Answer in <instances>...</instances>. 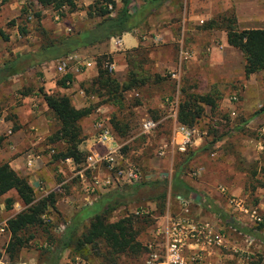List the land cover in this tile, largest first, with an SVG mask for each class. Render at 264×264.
<instances>
[{"label":"rangeland","instance_id":"374dc122","mask_svg":"<svg viewBox=\"0 0 264 264\" xmlns=\"http://www.w3.org/2000/svg\"><path fill=\"white\" fill-rule=\"evenodd\" d=\"M104 1L107 0H80L76 1L75 9L72 11L67 8L57 11L50 7L41 8L32 0H23L19 12L16 13L17 16L11 17L5 12L4 5L8 0H0V31L6 37V40L0 39V64L11 56L25 54L20 53L21 45L34 51L48 39H58L67 34H75L93 28L100 21L95 9ZM110 1L114 3V6L110 3L103 4V6L110 15H114L122 5L120 0ZM146 1L131 0L128 11L131 13L139 10ZM200 1L167 0L151 12H140L144 20L136 27L135 32L141 31L147 39L143 40V44L137 50L125 53L122 82L127 79L129 71L149 79L144 85L122 93L123 103L125 106H129L128 110H125L123 106L104 105L108 115L114 114L116 117L123 115L129 120V131L118 143L119 158L117 160L121 165L135 167L141 175L140 183L167 181L164 213L168 211L172 218L180 215L181 202L174 197L173 193H170L168 183L174 174L178 173L180 180L187 187L188 182L192 180L195 182L203 180V183H213L212 187L215 186V188L220 185L228 190V195L238 197L236 199L233 196H228L229 198L234 200L240 198L242 207L248 211L247 214L239 213L232 207H229L227 211L221 210L238 223L256 229L264 237V111L252 118L260 109H264V103L255 104L252 110L244 107V105L249 106L250 104V101L243 98L244 79L224 82V76L217 72L218 68H215L223 63L220 55H224L226 52L219 50L220 52L215 53L211 50L210 39L214 34L209 31L220 32L221 30L205 29L203 26L210 20L221 16L235 18L233 6L230 4L231 0H223L224 3L219 4V8L222 7L223 11L217 12L202 23H198V20L188 21L192 14L203 15L202 12L209 7H212V11L216 12L214 4L201 5ZM19 29H23L24 33H20ZM164 29H171L170 36H161L156 40L150 38L151 30H159L160 33H163ZM14 30L18 31L20 38L14 36ZM217 34L218 38L219 33ZM14 42L16 46L13 47ZM180 50L186 51L190 57L180 63L178 87H176L175 82L170 78V73L177 70ZM30 51L28 50L26 53ZM128 55L135 65L127 64L126 57ZM202 60L205 61L206 66L199 65V61ZM72 65L70 63L68 67ZM37 69L36 66L22 73L21 77H26L25 84H29V86H22L18 90H14L11 98L8 92V80L0 85V118L3 115L4 120L13 121L16 118L13 110L22 106L24 96L36 95L39 97L37 101L32 102L34 106L29 104V110L38 111L40 109V113L43 114L49 134L42 144L45 142L52 144L50 148L54 152L48 154V150L43 149L38 154H48V158L40 161L35 171L33 169V172H29L26 176L17 174L26 178L27 181L31 180V176L36 172L46 174L47 180L53 186L51 192L54 189L56 191L57 187H60V192H56L54 209L45 212L42 216L43 222L39 227L30 228L24 233L22 238H26L28 241L15 253L8 254L6 252L9 235L0 233L1 264H49L50 251L54 250L63 233L61 225L63 227L68 225L70 218L87 205V202L82 200L80 178L77 174L84 170L86 152L82 151L84 156L81 162H73L75 165L70 167V164L64 163V160L53 159V156L61 150L63 145L61 142L48 139L57 130L58 124L52 114L43 107L42 95H59L60 93L58 89L55 91L49 89L48 92L45 90L42 86V75ZM200 79H204V87L201 86ZM210 92L215 99L216 108L212 113L208 107H203L202 117L193 127L196 131L195 136L200 139L197 144L199 149L196 148L197 152L185 162L183 160L195 150V147H190L182 154L172 153L162 158L158 157V148L169 142L173 124L176 123V110L173 118L170 103L176 101L178 104L185 96L205 95ZM233 94L236 95L235 101L231 100ZM93 99L87 98L86 103L87 101L93 104L98 103L97 98ZM135 101L138 104L132 106ZM143 119L156 122V127L148 134L140 132L139 124ZM16 131V126H11L10 132ZM24 134L30 136L28 128ZM87 137L88 135L84 137V140ZM0 138H2L1 154L5 150L4 132L0 134ZM84 140L80 145H84ZM203 145L205 148H201ZM19 148L21 152L16 153V157L30 151V147L20 146ZM0 163L6 162L0 160ZM178 165H180L179 168ZM70 173L75 175L71 177ZM83 174L88 177V172L84 171ZM177 189L187 192L181 186H178ZM33 195L35 200L46 196L42 193L35 194V192ZM227 198L223 197V203L227 202ZM7 199L11 200L9 205L6 203ZM190 204L191 206L189 203L187 205L189 217L192 220L210 222L224 239L221 246H213L201 251L200 257L204 253V259L200 261L199 258L197 260L199 264H264V243L235 232L224 222H215L214 225L209 221L212 217L207 210L201 208L199 211L196 203L191 201ZM0 205L2 207L0 222L23 209L13 191L0 196ZM131 207L137 210L142 209L147 213L146 218H140L147 224L155 222L156 218L162 215L159 214V204L141 201L115 208L108 215V221L113 222L126 214L132 215ZM249 210L256 212L259 221L250 217ZM86 225L87 223L84 224V226ZM257 225H261V227L258 228ZM138 227H140L137 234L138 241L147 245L148 242L154 240V235L151 234L153 230L149 231V227H145L142 223ZM159 242L160 240H157L158 244ZM97 249L86 248L81 255L73 253L72 250H65L56 264H109V260L105 259V249L100 245H97ZM155 250L160 251L158 246ZM149 253L150 251L146 248V251L138 257L118 256L115 264H145ZM159 254L161 253L159 252Z\"/></svg>","mask_w":264,"mask_h":264},{"label":"trees","instance_id":"16d2710c","mask_svg":"<svg viewBox=\"0 0 264 264\" xmlns=\"http://www.w3.org/2000/svg\"><path fill=\"white\" fill-rule=\"evenodd\" d=\"M32 1L41 8L50 7L57 11L63 8L72 11L75 9L76 4V0ZM130 1L120 0L121 9L114 15H110L103 6V4L109 3L114 6V3L110 0L104 1L95 9L100 21L93 28L76 32L75 34H67L58 39H48L34 51L7 58L0 64V84L33 67L64 58L80 48L92 47L110 38L119 37L123 33L129 32L143 22L144 18L140 13L141 11L151 12L167 0H147L139 10L131 13L128 11ZM262 1L263 23L260 29L239 30L233 16H221L210 20L203 26L205 29H215L224 32L226 45L237 50L242 56L244 79L264 70V0ZM19 30L20 33H24L23 29ZM0 39L6 40L1 31ZM126 58L127 64L131 66L133 63L132 58H129V55ZM105 61H111V59L106 56L96 59L97 74L86 90L87 95H93L99 100L98 103L93 104L87 101L84 108L75 109L71 106L66 96L42 95V100L47 110L58 124L57 130L48 139L50 141L61 142L63 145L61 150L53 156L54 160L71 159L74 163L81 162L84 153L79 151L78 146L84 140V137L81 135L79 121L92 114L97 107L104 105L112 107L123 106L125 110H128L129 106H125L123 103L122 93L144 85L147 79H149L136 72L129 71L127 79L122 83H118L113 75L108 73L103 67ZM70 81L71 76L65 75L58 82V85L65 88L67 86L65 82L69 83ZM136 104H138L137 101L132 106ZM203 107H208L210 112H214L216 104L215 99L211 96V92L205 95H191L181 98L176 109V124L186 126L187 128L195 127L202 117ZM263 111L264 109H260L252 118ZM108 125L110 133L117 143L127 135L130 127L128 118L123 115L116 117L114 114L109 115ZM1 141L2 138H0V143ZM204 146L201 148H205ZM189 157L191 156L187 155L183 161H188ZM178 186L184 187L188 193L177 189ZM166 187L167 181L165 180L150 183L136 182L97 194L90 204L82 207L80 211L70 218L68 225L63 227L60 240L54 250L50 251L51 258L49 264H56L60 255L65 250H72L73 253L81 255L89 247L93 250H98L97 245L105 249V259L109 260V264H115L116 257L122 255L130 258L138 257L146 251V244L143 245L137 240L140 228L138 225L142 223L148 228L154 221L147 224L144 220H140L141 217L146 218L147 213L126 214L113 222L108 221V215L115 208L147 201L159 204V214L162 215L158 217H161L165 210ZM168 188L175 198L183 201H187L189 193L193 192L191 188L187 187L180 180L178 173L174 174L173 178L169 181ZM10 191L15 193L23 209L8 218L5 222V230L9 233V242L6 247L8 254L15 253L26 244L28 239L22 238L24 233L28 229L39 227L42 224V216L45 212L49 209H54L58 193L57 191H52L46 196L35 200L33 189L26 178L15 173L7 163H0V196ZM196 202L218 221L224 222L235 232L242 233L249 238L264 243V237L259 231L238 223L231 216L216 207L211 201L199 197ZM6 203L9 205L11 200L7 199ZM85 223H87L86 226H84ZM257 227L260 228L261 225H257Z\"/></svg>","mask_w":264,"mask_h":264},{"label":"crops","instance_id":"0c3cea01","mask_svg":"<svg viewBox=\"0 0 264 264\" xmlns=\"http://www.w3.org/2000/svg\"><path fill=\"white\" fill-rule=\"evenodd\" d=\"M80 1V0H76ZM23 0H8V2L4 5L5 12L7 15L11 17H16V13L19 12L21 3ZM202 4H214V7H216V12L212 11V7H209V9L204 10L202 13L203 15L198 14H192V16L189 18L188 21H194L198 20V23H202L204 20H208L209 18L213 17L217 12H222L223 8H219V4L224 3L223 0H201ZM230 4L233 6L234 14H235V21L237 28L239 30H248V29H260L262 28L263 23V1L262 0H231ZM137 28H133L129 32L123 33L119 37L110 38L107 41L94 45L92 47L87 48H80L77 51L71 53V56H74L75 58L71 61L73 64L70 67H67L66 71L63 73H58L55 68L58 60L50 61L47 63H43L39 66H37V70L40 71L42 78V86H44L45 90L48 92L55 91V89H58L60 96H66L69 99V102L71 106L75 109H81L86 106V99L94 98L95 96H88L86 94V90L89 88L92 79L96 76V59L101 56H106L111 59V61L114 63L115 70L113 77L118 83L122 82V74L124 71L125 63H124V56L125 53H127L130 50L138 49L143 44V40L147 39L145 35L141 33V31H137ZM159 31V30H158ZM151 30L152 35H150V38L152 40H156L160 38L161 36L169 35L171 34V29L166 30L164 29L163 33H160V31ZM210 35V43L211 50L215 53L220 52L219 50H224L226 52L224 55H220L221 61L223 60V63H221L220 66L215 67L218 68L217 72L222 74L224 76L223 81H232V80H238L243 78V59L241 54L230 47L226 45L225 42V34L223 31H209ZM14 36L17 38H20V34L17 30H14ZM219 33V37L216 36ZM170 36V35H169ZM10 38V37H9ZM119 41V44H116L115 42ZM125 44V45H124ZM13 47L16 46V43L12 44ZM20 53H26V51H30L31 48H28L27 46H20ZM19 53V54H20ZM232 56V57H231ZM231 57V58H230ZM90 60L94 61V66H90L89 68H84L83 63L88 62ZM236 61V62H235ZM70 64V63H69ZM205 61H199V65H205ZM203 68V67H201ZM28 74V73H27ZM65 75L71 76V81L65 82L67 85L65 88H62L58 85V82L64 77ZM22 74L19 75V77H15L11 80H8L9 82V97H12V92L14 90H18L22 86H29V84H25L26 77H21ZM244 79V78H243ZM201 86H205L204 79H200ZM1 85V84H0ZM243 98L246 101H250L249 106L244 105L246 108H250L251 110L254 108L255 104H263L264 103V70L255 74L250 75L247 79H244L243 83ZM39 99L38 96H24L22 98V106L20 108L14 109L13 113L15 114L16 118L14 120H4L3 115L0 118V134L4 132L5 137V150L2 151L0 154V160H4L8 164V166L18 174H22L26 176L29 172H33V169L35 171V168H38L37 166L40 164V161H44L45 158H48V154H52L54 150L50 148L52 144L45 142V144H42V142L45 140L47 134H49V131L47 129L43 114L40 113V109L38 111H31L29 110V104L31 106H34L32 102L37 101ZM93 99V100H94ZM258 100V101H257ZM43 107L45 109L46 106L44 102L42 103ZM230 107V106H228ZM42 109V108H41ZM4 114V113H3ZM94 120V115L90 114L86 118H83L79 121V127L81 131V135L85 137L88 135V137L92 134V124ZM11 126H16L17 131L16 132H10ZM29 129V135H25L24 132L26 129ZM29 137V138H28ZM87 137V138H88ZM198 140L195 139L193 142V147H195L194 151L189 154V156H193L197 151V144ZM20 146L22 147H30V151H33L36 155V160L34 161L33 167L28 170L24 166V154H21V156L16 157V153H20ZM191 146V147H192ZM197 148V149H196ZM43 149L48 150L46 155L38 154L39 152L43 151ZM79 151H85L87 150L85 145H79L78 146ZM15 155V156H14ZM165 157V156H164ZM167 159V158H164ZM168 160V159H167ZM124 162L126 160L124 159ZM160 163V162H158ZM69 165V164H68ZM75 164L72 163L69 165L74 166ZM68 167V168H69ZM198 172V171H197ZM199 173V172H198ZM71 174V177L75 174ZM100 178H104L106 176V173L102 170L98 171L96 173ZM76 179V178H75ZM29 185L32 187L33 192L35 194H43L48 193L52 190L53 186L50 185V181L47 180L46 174H41L40 172H36V174H33L31 176V180L28 181ZM210 183V182H209ZM213 183H203V180H197L196 182L194 180L188 182V187L191 188L193 192L189 195V199L185 201L188 205L191 206L190 202L196 203V207L201 210V206L199 203H197V199L203 198L205 200L211 201L215 206L219 207L220 209L227 211L229 207H231V198L228 196V190H226V193H221L217 190L218 187H221L220 185L215 188ZM38 186L41 187V190H38ZM51 186V187H49ZM223 197H228L227 202L223 203ZM235 197V196H233ZM238 199V197H235ZM229 199V201H228ZM82 200L88 201V203H91L93 198H87L82 195ZM239 201L241 199L239 198ZM87 203V204H88ZM198 205V206H197ZM1 206V205H0ZM133 209H130L134 215L136 214H144L145 211L140 209L137 210L134 207H131ZM197 209V210H198ZM212 218H210L209 221H211L214 225L215 222H219L213 215H211ZM172 219V217L169 215L168 211H165L163 216L156 218V221L148 228L149 231H151V234L154 235V232L157 228L164 229L166 225L169 223V220ZM6 218L3 219L0 224L5 222ZM192 220V219H191ZM194 220V219H193ZM198 222H204L203 220H194ZM210 223V222H209ZM6 236L9 235V233L4 230L2 232ZM156 236V235H155ZM160 240L157 237H154V240L156 241ZM149 243V242H148ZM147 243V244H148ZM158 244V243H157ZM159 245V244H158ZM194 252V251H193ZM200 254V253H199ZM208 254V252H207ZM206 254V255H207ZM202 256L200 258V261L204 259V253L201 254ZM199 264V262H197Z\"/></svg>","mask_w":264,"mask_h":264},{"label":"built area","instance_id":"2783aa9c","mask_svg":"<svg viewBox=\"0 0 264 264\" xmlns=\"http://www.w3.org/2000/svg\"><path fill=\"white\" fill-rule=\"evenodd\" d=\"M110 9V7L108 6ZM29 19V17H28ZM119 44V41L115 42ZM189 54L186 51L180 50L178 55V67L176 71L170 73V78L178 87V76L180 72V63L189 59ZM74 56L67 55L58 60L55 70L58 73L66 71L69 63L74 59ZM84 68L94 66V61L90 60L83 63ZM103 67L110 74L114 73L115 66L112 61H105ZM231 100H236V95L231 96ZM177 103L172 101L170 103L172 117L174 118ZM94 120L92 124V134L84 140L86 146V154L84 156V170L78 172L81 184V192L84 197L95 199L96 195L114 189L129 183H136L140 181L139 171L131 165H121L117 158H119L118 150L119 144L109 130V115L105 111L104 106L97 107L93 113ZM156 127V122L150 119H143L139 124L140 132L142 134L150 133ZM194 128H187L184 126L173 124L172 135L169 142L160 146L157 151L158 157L171 155L172 153H184L193 145V142L198 137L195 136ZM36 155L33 151H28L24 154V166L30 170ZM64 163L72 164L71 159H64ZM104 171L106 176L100 178L96 173ZM88 172L86 177L83 172ZM196 174V173H194ZM38 190L41 187L38 186ZM217 190L221 193H226L223 187H218ZM55 191V189L53 190ZM56 191L60 192V187ZM51 192V191H50ZM44 193V195H46ZM92 200V201H93ZM181 202V213L179 216L173 217L164 229L157 228L154 232V237L160 239L159 245L156 241L149 242L146 248L150 253L145 264H197L199 253L205 248L213 246H221L224 239L218 230L214 229L210 223L193 221L188 215L187 203L183 200L177 199ZM88 203V201H86ZM90 204V203H88ZM87 204V205H88ZM231 207L239 213L247 214L239 200L231 198ZM0 210L2 207L0 206ZM250 217L255 221H259L256 212L249 210ZM6 222V220H5ZM5 222L0 224V233L5 230ZM63 230V225H61ZM156 235V236H155ZM160 249V253L155 248ZM194 251V252H193ZM1 264V263H0Z\"/></svg>","mask_w":264,"mask_h":264}]
</instances>
